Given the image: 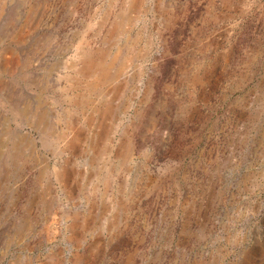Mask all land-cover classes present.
Masks as SVG:
<instances>
[{"label":"rangeland","instance_id":"obj_1","mask_svg":"<svg viewBox=\"0 0 264 264\" xmlns=\"http://www.w3.org/2000/svg\"><path fill=\"white\" fill-rule=\"evenodd\" d=\"M0 264H264V0H0Z\"/></svg>","mask_w":264,"mask_h":264},{"label":"bare ground","instance_id":"obj_2","mask_svg":"<svg viewBox=\"0 0 264 264\" xmlns=\"http://www.w3.org/2000/svg\"><path fill=\"white\" fill-rule=\"evenodd\" d=\"M133 2V1H132ZM131 4V3H130ZM129 6V5H128ZM132 7H134V6H132ZM128 8V7H127ZM129 9V8H128ZM118 16V15H117ZM119 17V16H118ZM116 20V19H115ZM126 20H127V18H126ZM126 20H124V21H126ZM116 22V21H115ZM119 22V21H118ZM120 23H122L123 24V22H120ZM112 24H115L114 22L112 23ZM126 25V24H125ZM113 29V32H114V28H112ZM117 31V30H116ZM116 31H115V33H116ZM118 32V31H117ZM121 32V31H120ZM108 33V32H107ZM111 33H112V31H111ZM110 33V34H111ZM115 33H113V34H115ZM112 34V35H113ZM82 35V34H81ZM111 35V36H112ZM107 36H108V34H107ZM83 37V36H82ZM82 37H81V39H82ZM109 37H110V35H109ZM108 38V37H107ZM107 38H106V40H107ZM114 38H115V36H114ZM110 39V38H109ZM105 40V41H106ZM85 42V41H84ZM128 47V46H127ZM129 49V48H128ZM87 51V50H86ZM126 52H128V50H125ZM89 52V51H88ZM125 52V53H126ZM83 53V52H82ZM90 53V52H89ZM104 53H106V52H104ZM129 53V52H128ZM127 53V54H128ZM93 54V53H92ZM100 54H102V53H100ZM103 56V55H102ZM80 57H82V56H80ZM97 57V56H96ZM101 57V56H100ZM124 57V56H123ZM122 58V57H121ZM124 58H126V57H124ZM100 59V58H99ZM101 59H103V58H101ZM105 59V58H104ZM95 60V59H94ZM98 59H96V61H93V59L91 58V56H86V55H84V57H83V59H82V61H83V67H82V71L81 72H83L84 74H86V73H90V76L92 77V80H93V82L92 83H90L91 85V87H93V88H98L97 90H100V88L99 87H101V86H103L105 83H106V81H109L110 79L111 80H113L112 79V77H113V75L110 73V66H109V63H104L103 61H100V60H98ZM125 60V59H124ZM128 60V59H127ZM117 61V60H116ZM112 62V61H111ZM118 63V62H117ZM120 63V62H119ZM118 63V64H119ZM121 64V63H120ZM119 64V65H120ZM116 66V65H115ZM116 69V68H115ZM118 69V68H117ZM111 71H113V69L111 70ZM116 71V70H115ZM123 71V70H122ZM114 72V71H113ZM119 72V71H118ZM86 78H88V76L86 77ZM110 80V81H111ZM106 87V86H105ZM92 88V89H93ZM88 89H90V88H88ZM102 90H103V88H102ZM114 90V89H113ZM88 91V90H87ZM96 91V90H95ZM112 91V90H111ZM97 92V91H96ZM96 94V93H95ZM101 94V93H100ZM111 108V107H110ZM110 108H108V109H110ZM109 111H111V110H109ZM103 114H105V112H103ZM110 115V114H109ZM106 116V115H105ZM105 119V118H104ZM110 119V118H109ZM106 123V122H105ZM103 126H105V125H103ZM98 131V130H97ZM104 131V130H103ZM105 132H107V131H105ZM97 134V133H96ZM101 134V133H100ZM99 134V135H100ZM96 137H97V135H96ZM102 140V139H101ZM106 147V146H105ZM130 147V146H129ZM104 149V148H103ZM127 150V149H126ZM100 151V150H99ZM105 151V150H104ZM129 151V150H128ZM120 153V152H119ZM127 155V154H126ZM125 155V156H126ZM130 155V154H129ZM125 158V157H124ZM128 159V158H127Z\"/></svg>","mask_w":264,"mask_h":264}]
</instances>
